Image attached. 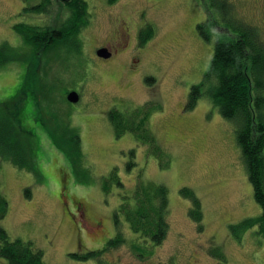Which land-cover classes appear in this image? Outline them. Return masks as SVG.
<instances>
[{
    "label": "rangeland",
    "instance_id": "374dc122",
    "mask_svg": "<svg viewBox=\"0 0 264 264\" xmlns=\"http://www.w3.org/2000/svg\"><path fill=\"white\" fill-rule=\"evenodd\" d=\"M62 1L54 0L50 13L39 15L24 10L29 3L23 0H0V43L8 41L15 48L11 60L0 66V112L18 111V131L24 132L34 163L32 171L1 162L9 209L0 226L12 239L31 240L43 249L46 264H264V236L258 226L230 227L259 216L262 209L237 142V124L211 101L213 80H205L203 94L189 107L191 91L203 82L217 39L207 40L198 28L208 18L207 0H86L90 24L73 39H79L81 47L74 42L50 51L25 46L14 29L20 21L71 26V12ZM229 1L233 14L257 26L264 38V0ZM149 24L156 35L141 45L139 29ZM101 46L114 54L99 56ZM28 69L35 70L34 76L40 71L39 77L58 89L51 97L54 114L62 123L67 114L80 135L81 175L61 149L70 144L59 147L50 124L37 117L26 89ZM70 91L80 93L77 103L65 100ZM146 102L154 108L148 126L168 158H161L134 132L116 136L107 115L111 108L131 111ZM133 149L137 165L129 170ZM114 167L125 185L113 182L106 192L102 178ZM139 172L143 180L170 189V228L159 245L131 231L122 215L119 227L116 221L122 196L134 193ZM188 186L202 200L201 231L189 216L190 200L180 191ZM119 230L126 238L122 246L99 258L70 256L103 249ZM133 242L142 248L135 249ZM213 247L225 253L223 261ZM0 264L8 261L0 257Z\"/></svg>",
    "mask_w": 264,
    "mask_h": 264
},
{
    "label": "trees",
    "instance_id": "16d2710c",
    "mask_svg": "<svg viewBox=\"0 0 264 264\" xmlns=\"http://www.w3.org/2000/svg\"><path fill=\"white\" fill-rule=\"evenodd\" d=\"M23 1L29 3V6H25L24 10H33L35 14L39 15H48L54 3V0ZM118 1L108 0L110 4H116ZM62 2L71 12L69 21L72 23L71 26H51L48 20L46 24L42 25L29 24L23 21L14 24V29L21 36L25 46L33 47L34 51H42L43 49L50 51L54 48L59 49L66 44L72 46L74 42L77 47H81L82 42L79 39H75V41L73 39L75 36L77 38L79 32L90 24L89 3L86 0H63ZM206 6L208 18L200 23L198 28L207 40H211L213 37L217 39L204 80L195 84L191 91L189 107H194L203 94L202 88L205 85V80H213L214 83L210 88L211 101L218 106L219 112L226 119L237 124V142L241 148L250 183L253 185L254 196L262 209L259 216L245 218L230 227L248 230L258 226L259 232L264 236V38L257 26H253L233 14L234 5L229 0H207ZM139 30L141 45H145L149 39L156 35V30L152 24ZM13 49L15 48L8 41L0 43V66L11 60ZM34 71L28 69L26 73L28 85L26 89L32 95L34 109L37 108L36 115L46 120V122L43 121L44 124L47 122L50 124L53 135L57 137L56 143L59 147L64 146L65 142L70 144L68 147H61V149L65 155L71 158L76 171L81 175L83 151L81 150L80 135L68 123L67 114H65V119L63 118L65 120L63 123L54 114L56 109L53 108V98L51 97L58 89L52 86L51 81L49 83L45 78L39 77L40 71L34 76ZM39 92H42L41 97L37 95ZM156 106L157 109L162 107V105ZM6 108L7 104L4 106V109ZM153 109L151 103L146 102L131 111L111 108L107 115L115 129L116 136L120 137L126 132H134L138 139L142 142H148L149 146L161 158H165L167 154L159 146L156 136L148 126ZM16 111H8L6 112L7 115L0 112V164L7 160L14 166L28 167L34 171L30 144L24 141V132L18 131L19 124L15 119L18 111ZM135 155L136 150H131V160L128 163L129 170L137 165L134 159ZM166 162L168 164L169 160ZM113 182L121 187L125 185L115 167L112 168L108 177L103 176L102 178V187L106 192L110 191ZM180 189L182 195L190 200L189 216L197 223V229L201 231L204 226L202 200L193 188L188 186ZM169 194L170 189L166 185L143 180L142 174L139 172L134 193L131 196L124 194L122 203L115 212L118 227L120 226L119 217L122 215L129 224L131 231L138 233L140 237L145 239L149 238L155 245L161 244L167 237L170 228ZM8 204V198L2 190L0 178V220L4 219L8 213ZM125 242L126 238L119 230L115 237L106 242L103 249L85 254L73 252L70 253V256L84 260L98 254L99 258L106 251L116 249ZM131 244L135 249L138 248L137 250L142 248L138 242ZM211 251L222 261L225 259V253L220 248L213 247ZM0 257L8 261V264H46L43 249L35 247L31 240L12 239L1 226ZM104 264L111 263L104 262Z\"/></svg>",
    "mask_w": 264,
    "mask_h": 264
},
{
    "label": "water",
    "instance_id": "95a60500",
    "mask_svg": "<svg viewBox=\"0 0 264 264\" xmlns=\"http://www.w3.org/2000/svg\"><path fill=\"white\" fill-rule=\"evenodd\" d=\"M96 54L103 58H108L112 55V53L106 47H100L96 50ZM66 98L72 103H77L80 100V93L78 91H70L68 92Z\"/></svg>",
    "mask_w": 264,
    "mask_h": 264
},
{
    "label": "flooded vegetation",
    "instance_id": "af4514ba",
    "mask_svg": "<svg viewBox=\"0 0 264 264\" xmlns=\"http://www.w3.org/2000/svg\"><path fill=\"white\" fill-rule=\"evenodd\" d=\"M101 47H105V46H101ZM110 50V49H109ZM111 53H113V51L111 52ZM114 54V53H113Z\"/></svg>",
    "mask_w": 264,
    "mask_h": 264
}]
</instances>
